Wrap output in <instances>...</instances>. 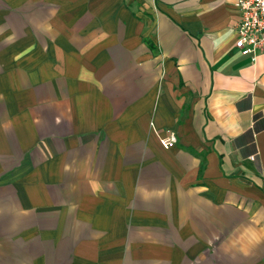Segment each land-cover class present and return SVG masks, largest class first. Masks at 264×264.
<instances>
[{"label": "crops", "instance_id": "1", "mask_svg": "<svg viewBox=\"0 0 264 264\" xmlns=\"http://www.w3.org/2000/svg\"><path fill=\"white\" fill-rule=\"evenodd\" d=\"M236 2L0 0V264H264Z\"/></svg>", "mask_w": 264, "mask_h": 264}, {"label": "built area", "instance_id": "2", "mask_svg": "<svg viewBox=\"0 0 264 264\" xmlns=\"http://www.w3.org/2000/svg\"><path fill=\"white\" fill-rule=\"evenodd\" d=\"M236 6L241 16L235 27V48L243 55L264 53V0H237ZM175 143L176 138L171 132L160 139L164 149L172 148Z\"/></svg>", "mask_w": 264, "mask_h": 264}]
</instances>
